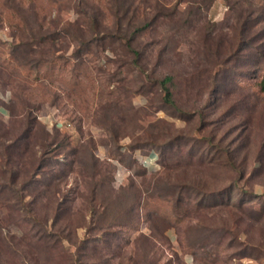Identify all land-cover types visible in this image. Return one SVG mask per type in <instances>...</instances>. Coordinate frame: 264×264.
I'll return each instance as SVG.
<instances>
[{
    "label": "rangeland",
    "instance_id": "1",
    "mask_svg": "<svg viewBox=\"0 0 264 264\" xmlns=\"http://www.w3.org/2000/svg\"><path fill=\"white\" fill-rule=\"evenodd\" d=\"M263 78L264 0H0V264H264Z\"/></svg>",
    "mask_w": 264,
    "mask_h": 264
},
{
    "label": "trees",
    "instance_id": "2",
    "mask_svg": "<svg viewBox=\"0 0 264 264\" xmlns=\"http://www.w3.org/2000/svg\"><path fill=\"white\" fill-rule=\"evenodd\" d=\"M171 81V77L167 76L163 79L162 81V85L163 88L165 89L166 95L165 98L166 100L170 103V104H174V101L172 99V94L171 91L169 89V86H167V83ZM261 90H264V78L261 82ZM8 109V108H7ZM9 112V110H8ZM34 117V116H33ZM31 117V118H33ZM30 121V119H29ZM30 124L27 123V125L23 126V130L20 134H17L4 148V154L6 156V161L10 162L12 159L16 160L18 158V156H21L24 153V150H20L19 149V143L21 142V140L24 138L23 136H26L31 131L32 128V124L31 122H29ZM1 138H4V136H0ZM3 141L6 143V139H3ZM46 145V144H45ZM20 175V171L19 170H11L10 173V180H14L15 178H17ZM25 184H23V189H24ZM20 189L18 190L19 194H20Z\"/></svg>",
    "mask_w": 264,
    "mask_h": 264
},
{
    "label": "built area",
    "instance_id": "3",
    "mask_svg": "<svg viewBox=\"0 0 264 264\" xmlns=\"http://www.w3.org/2000/svg\"><path fill=\"white\" fill-rule=\"evenodd\" d=\"M47 118L52 123V126H55V125L58 126L64 123L63 120H61L58 116H56L55 112L51 116L48 115ZM150 155L152 157H150ZM156 160H157L156 153L152 151L144 158L143 163L146 166L151 167L155 163Z\"/></svg>",
    "mask_w": 264,
    "mask_h": 264
},
{
    "label": "crops",
    "instance_id": "4",
    "mask_svg": "<svg viewBox=\"0 0 264 264\" xmlns=\"http://www.w3.org/2000/svg\"><path fill=\"white\" fill-rule=\"evenodd\" d=\"M0 113L2 115L8 114V109L6 107V98L4 97V94L0 91ZM150 157H152L150 155Z\"/></svg>",
    "mask_w": 264,
    "mask_h": 264
}]
</instances>
